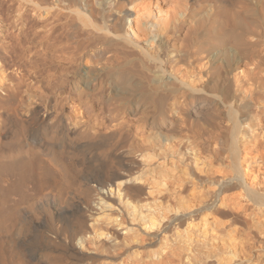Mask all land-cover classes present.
I'll return each mask as SVG.
<instances>
[{
  "label": "bare ground",
  "instance_id": "bare-ground-1",
  "mask_svg": "<svg viewBox=\"0 0 264 264\" xmlns=\"http://www.w3.org/2000/svg\"><path fill=\"white\" fill-rule=\"evenodd\" d=\"M7 6L0 264H207L181 224L230 188L264 215V0Z\"/></svg>",
  "mask_w": 264,
  "mask_h": 264
},
{
  "label": "rangeland",
  "instance_id": "rangeland-1",
  "mask_svg": "<svg viewBox=\"0 0 264 264\" xmlns=\"http://www.w3.org/2000/svg\"><path fill=\"white\" fill-rule=\"evenodd\" d=\"M0 4V10L1 8L5 9L8 7V0H0ZM12 70L13 68H9L7 71L13 73ZM53 98V101L61 100L58 96ZM65 109L68 116L74 117L71 103L66 105ZM82 115L85 116L86 114L82 113ZM204 160L208 161L206 157ZM251 160L249 158L245 164H249ZM217 165L218 163H214V167ZM199 174L208 177L217 175L218 172H200ZM219 175L220 173L217 176ZM166 188L163 193L167 194L165 200L169 203V179ZM181 190L182 195L189 197L187 199L190 206L196 203V205H192L194 207L191 209H196L204 207L203 205H206L211 199H215L214 195L217 188L203 183L200 186L190 184L189 188H181ZM217 204H220L221 209L219 215L214 214L209 209L204 210L205 221L193 215L191 219L179 226V232L183 235V240L186 241L184 246L197 251L201 250L202 254L209 253L210 256L208 255L205 259L207 264H264V215L252 205L244 189L230 188L219 192ZM173 238H175L174 235L172 242L174 241ZM173 243L177 248L179 243L177 239Z\"/></svg>",
  "mask_w": 264,
  "mask_h": 264
}]
</instances>
